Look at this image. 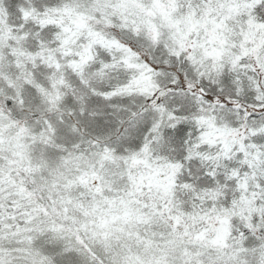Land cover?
I'll list each match as a JSON object with an SVG mask.
<instances>
[{"label":"snow or ice","instance_id":"snow-or-ice-1","mask_svg":"<svg viewBox=\"0 0 264 264\" xmlns=\"http://www.w3.org/2000/svg\"><path fill=\"white\" fill-rule=\"evenodd\" d=\"M0 264H264V0H0Z\"/></svg>","mask_w":264,"mask_h":264}]
</instances>
